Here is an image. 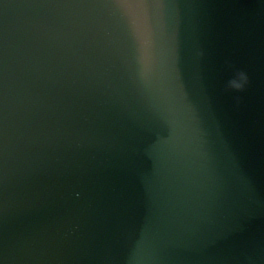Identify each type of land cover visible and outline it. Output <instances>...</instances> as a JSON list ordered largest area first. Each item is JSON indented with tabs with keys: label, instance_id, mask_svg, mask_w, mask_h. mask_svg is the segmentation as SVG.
<instances>
[{
	"label": "water",
	"instance_id": "water-1",
	"mask_svg": "<svg viewBox=\"0 0 264 264\" xmlns=\"http://www.w3.org/2000/svg\"><path fill=\"white\" fill-rule=\"evenodd\" d=\"M0 264H264V0H0Z\"/></svg>",
	"mask_w": 264,
	"mask_h": 264
},
{
	"label": "clouds",
	"instance_id": "clouds-1",
	"mask_svg": "<svg viewBox=\"0 0 264 264\" xmlns=\"http://www.w3.org/2000/svg\"><path fill=\"white\" fill-rule=\"evenodd\" d=\"M247 84L248 76L246 73L244 71H237L234 78L227 82V88L236 92H242L245 90Z\"/></svg>",
	"mask_w": 264,
	"mask_h": 264
}]
</instances>
